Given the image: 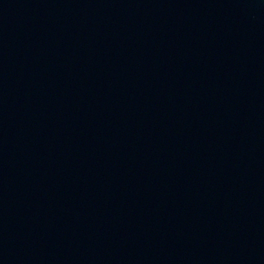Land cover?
<instances>
[{
  "label": "water",
  "instance_id": "obj_1",
  "mask_svg": "<svg viewBox=\"0 0 264 264\" xmlns=\"http://www.w3.org/2000/svg\"><path fill=\"white\" fill-rule=\"evenodd\" d=\"M0 264H264V0H0Z\"/></svg>",
  "mask_w": 264,
  "mask_h": 264
}]
</instances>
